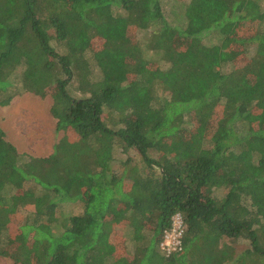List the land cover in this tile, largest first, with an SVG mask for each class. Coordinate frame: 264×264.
I'll return each instance as SVG.
<instances>
[{"label":"trees","instance_id":"trees-1","mask_svg":"<svg viewBox=\"0 0 264 264\" xmlns=\"http://www.w3.org/2000/svg\"><path fill=\"white\" fill-rule=\"evenodd\" d=\"M26 94L62 137L0 127V258L264 264V0H0V107Z\"/></svg>","mask_w":264,"mask_h":264},{"label":"rangeland","instance_id":"rangeland-1","mask_svg":"<svg viewBox=\"0 0 264 264\" xmlns=\"http://www.w3.org/2000/svg\"><path fill=\"white\" fill-rule=\"evenodd\" d=\"M52 97L46 99L26 94L16 99L11 105L0 107V127L7 134L20 153H31L35 156H48L54 152V146L61 139L62 133L56 130L55 120L51 115ZM122 159L130 157L133 164H140L141 158L131 152L121 154ZM118 167V166H117ZM63 215L72 216L83 211L79 203H66L61 206ZM27 214L21 215L20 223H25ZM247 247H237L238 256ZM0 264H11L0 258Z\"/></svg>","mask_w":264,"mask_h":264},{"label":"built area","instance_id":"built-area-1","mask_svg":"<svg viewBox=\"0 0 264 264\" xmlns=\"http://www.w3.org/2000/svg\"><path fill=\"white\" fill-rule=\"evenodd\" d=\"M184 234V221L181 216H176L173 222L172 230L166 235L163 247L167 251H174L181 245V239Z\"/></svg>","mask_w":264,"mask_h":264}]
</instances>
